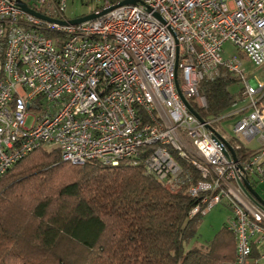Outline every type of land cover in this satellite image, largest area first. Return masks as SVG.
<instances>
[{
	"label": "built area",
	"instance_id": "2783aa9c",
	"mask_svg": "<svg viewBox=\"0 0 264 264\" xmlns=\"http://www.w3.org/2000/svg\"><path fill=\"white\" fill-rule=\"evenodd\" d=\"M81 1L97 2L98 16L73 24L68 0L23 1L57 21L24 11L17 0H0V43L9 36L0 54V178L46 145L74 165L112 166L135 163L152 147L145 172L167 183L182 172L176 152L202 175L190 192L204 196L190 216L225 199L236 240L230 264H259L264 208L244 182L254 188L264 182V80H247L242 61L226 60L223 52L231 42L264 66V0ZM220 67L246 81L234 133L257 146L243 159L226 154L227 138L214 127L220 119L201 121L179 92L199 100L200 81Z\"/></svg>",
	"mask_w": 264,
	"mask_h": 264
},
{
	"label": "trees",
	"instance_id": "16d2710c",
	"mask_svg": "<svg viewBox=\"0 0 264 264\" xmlns=\"http://www.w3.org/2000/svg\"><path fill=\"white\" fill-rule=\"evenodd\" d=\"M8 38L0 43V54ZM242 80L220 67L200 81L207 106L189 102L204 120L221 121L242 101L244 87L237 93L230 89ZM227 141L240 159L252 152L237 137ZM151 148H143L135 163L117 166L98 160L74 165L55 146L15 164L0 178V264L232 263L236 240L228 223L206 245L187 247L203 216H190L204 196L190 192L201 172L173 152L182 172L161 182L145 172ZM259 257L255 247L253 258Z\"/></svg>",
	"mask_w": 264,
	"mask_h": 264
},
{
	"label": "rangeland",
	"instance_id": "374dc122",
	"mask_svg": "<svg viewBox=\"0 0 264 264\" xmlns=\"http://www.w3.org/2000/svg\"><path fill=\"white\" fill-rule=\"evenodd\" d=\"M97 6V2H84L81 0H68L67 2V9H66V17L69 20L79 18L82 16L89 15L94 12ZM223 56L226 60L237 59L242 61L243 66L246 69L245 77L247 80L251 79L252 77H256L258 79L264 80V66L258 67L254 63H252L249 59H247L239 50L236 48L231 42H226L224 45V52ZM246 84L245 80L241 82H237L231 86V92L237 93L239 92L242 87ZM243 92V91H242ZM241 95L239 96V102L237 106L232 108L230 111H227L224 115V118L216 122L214 127L217 131L222 134L223 137L232 140L235 136L234 133V125L238 121L240 115L238 113L239 109L244 106L245 101ZM199 106H207L206 99L203 98L201 94V98L199 100H194ZM205 103V105H204ZM229 113V114H228ZM238 113V114H237ZM229 115V117H225ZM32 119L28 121V124H31ZM242 142L243 140L240 139ZM243 144H245L243 142ZM249 147L255 148L257 144L255 142L248 144ZM246 146V144H245ZM47 149H51L54 146L46 145ZM190 148H193L190 146ZM194 149V148H193ZM256 190L264 199V182H259L256 185ZM232 207L231 205L223 199L219 204L214 206L207 214L203 215L197 224V236L191 241L190 244H187L188 248L191 247H201L202 245H206L209 241L213 240L216 233L219 232L223 227L230 221L232 218Z\"/></svg>",
	"mask_w": 264,
	"mask_h": 264
},
{
	"label": "water",
	"instance_id": "95a60500",
	"mask_svg": "<svg viewBox=\"0 0 264 264\" xmlns=\"http://www.w3.org/2000/svg\"><path fill=\"white\" fill-rule=\"evenodd\" d=\"M130 3V2H135L134 0H127L124 1L122 3ZM18 5L26 12H29L41 19L44 20H48V21H57L55 19H52L48 16H45L43 14L37 13L35 11H33L26 3H24L22 0H17ZM105 12V11H104ZM98 14L97 13H91L89 15L86 16H82L79 18H75L70 20L71 23L73 24H78L90 19H94L95 17H97ZM181 98L183 99L184 103L186 104V106L189 108V110L196 116L198 117L201 121H204V119L198 114V112L191 106L190 102L188 101V99L184 96V94L181 92V90H179ZM225 152L226 154H231L234 158H237V155L235 153L234 147L228 142L226 141V148H225ZM244 185L246 187V192L247 194L256 201V203L258 205H260L261 207L264 208V199L262 198V196L259 194V192L249 183V182H244Z\"/></svg>",
	"mask_w": 264,
	"mask_h": 264
},
{
	"label": "crops",
	"instance_id": "0c3cea01",
	"mask_svg": "<svg viewBox=\"0 0 264 264\" xmlns=\"http://www.w3.org/2000/svg\"><path fill=\"white\" fill-rule=\"evenodd\" d=\"M249 147V146H248ZM256 189V188H255Z\"/></svg>",
	"mask_w": 264,
	"mask_h": 264
}]
</instances>
